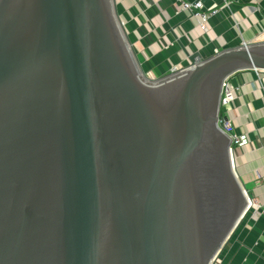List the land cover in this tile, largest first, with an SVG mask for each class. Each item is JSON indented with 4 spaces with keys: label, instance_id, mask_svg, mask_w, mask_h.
I'll return each mask as SVG.
<instances>
[{
    "label": "water",
    "instance_id": "95a60500",
    "mask_svg": "<svg viewBox=\"0 0 264 264\" xmlns=\"http://www.w3.org/2000/svg\"><path fill=\"white\" fill-rule=\"evenodd\" d=\"M149 82L113 0H0V264H212L247 190L217 119L264 40Z\"/></svg>",
    "mask_w": 264,
    "mask_h": 264
},
{
    "label": "crops",
    "instance_id": "0c3cea01",
    "mask_svg": "<svg viewBox=\"0 0 264 264\" xmlns=\"http://www.w3.org/2000/svg\"><path fill=\"white\" fill-rule=\"evenodd\" d=\"M123 30L140 69L159 78L173 66L189 65L219 52L260 41L264 35V0H201L219 7L202 33L188 12L171 0H115ZM192 1V0H190ZM255 70L233 75L239 87L230 117L249 143L235 149L236 171L248 193L261 205L255 217L247 214L235 228L213 264H264V95Z\"/></svg>",
    "mask_w": 264,
    "mask_h": 264
},
{
    "label": "built area",
    "instance_id": "2783aa9c",
    "mask_svg": "<svg viewBox=\"0 0 264 264\" xmlns=\"http://www.w3.org/2000/svg\"><path fill=\"white\" fill-rule=\"evenodd\" d=\"M179 10L186 11L189 15L194 18L197 22V28L202 33H207L209 30L208 21L209 19L218 12L219 7H204L201 0H171ZM122 22V21H121ZM123 25V22H122ZM262 40H264V35ZM261 41V40H260ZM243 45H247V43H243ZM219 53L217 49H214V54ZM198 61V60H197ZM188 66V65H187ZM187 66L176 67L173 66L169 69L167 74H172L178 71L183 70ZM256 73L259 74L258 82L260 89L264 95V69L263 70H255ZM164 75V76H165ZM141 77L147 81L154 82L159 78H155L152 75H149L147 72H142ZM239 90V87L233 81V75L226 77L223 80L220 100H219V112H218V125L219 127L229 136L230 140V151L233 160L235 161V149L243 147L249 143V136L245 132L237 131L232 124V119L230 117L231 111V103L235 100L236 92ZM247 202H248V212L247 214H251L253 217L257 214L258 210L261 208V205L257 202L255 197H252L248 191L246 193ZM251 201L252 205H251ZM246 214V215H247Z\"/></svg>",
    "mask_w": 264,
    "mask_h": 264
},
{
    "label": "rangeland",
    "instance_id": "374dc122",
    "mask_svg": "<svg viewBox=\"0 0 264 264\" xmlns=\"http://www.w3.org/2000/svg\"><path fill=\"white\" fill-rule=\"evenodd\" d=\"M113 6H114V9H115V12H116V15H117V17H118V14H117V10H116V1L115 0H113ZM119 18V17H118ZM122 27H123V25H122ZM149 82H151V81H149Z\"/></svg>",
    "mask_w": 264,
    "mask_h": 264
},
{
    "label": "bare ground",
    "instance_id": "6f19581e",
    "mask_svg": "<svg viewBox=\"0 0 264 264\" xmlns=\"http://www.w3.org/2000/svg\"><path fill=\"white\" fill-rule=\"evenodd\" d=\"M234 165H235V163H234ZM235 169H236V165H235ZM252 202H253V201H251V205H252ZM244 217H245V216H244ZM244 217H243V218H244ZM243 218H242V219H243ZM212 264H213V263H212Z\"/></svg>",
    "mask_w": 264,
    "mask_h": 264
}]
</instances>
